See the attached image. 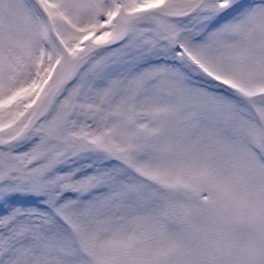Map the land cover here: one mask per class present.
<instances>
[{"label": "snow or ice", "instance_id": "obj_1", "mask_svg": "<svg viewBox=\"0 0 264 264\" xmlns=\"http://www.w3.org/2000/svg\"><path fill=\"white\" fill-rule=\"evenodd\" d=\"M0 264H264V0H0Z\"/></svg>", "mask_w": 264, "mask_h": 264}]
</instances>
